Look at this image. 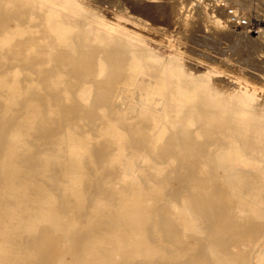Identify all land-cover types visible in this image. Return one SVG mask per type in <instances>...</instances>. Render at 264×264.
Listing matches in <instances>:
<instances>
[{
	"label": "bare ground",
	"instance_id": "obj_1",
	"mask_svg": "<svg viewBox=\"0 0 264 264\" xmlns=\"http://www.w3.org/2000/svg\"><path fill=\"white\" fill-rule=\"evenodd\" d=\"M92 5L0 0V264H264V61L234 55L255 54L264 32L230 28L251 2L187 0L223 32L222 61L168 36L156 73Z\"/></svg>",
	"mask_w": 264,
	"mask_h": 264
},
{
	"label": "rangeland",
	"instance_id": "obj_2",
	"mask_svg": "<svg viewBox=\"0 0 264 264\" xmlns=\"http://www.w3.org/2000/svg\"><path fill=\"white\" fill-rule=\"evenodd\" d=\"M140 1V2H139ZM252 4L249 10L251 14L248 15V19L244 23H238L236 25V22H234V28L233 26L229 25L231 29H234L235 31L243 30L244 33L253 38L255 36H258L260 34H263L264 32V0H259L260 2V8H258V11L254 12V4L258 2V0H249ZM121 0H86V3L94 7H98V10L102 16H104L108 20L117 21L128 31L132 32V36L139 39L141 44L154 54V56H148L145 60L150 61L153 63V65L149 68L150 71L158 70L159 64L156 63L158 57H162L163 59H166V56L169 54H172L174 49L170 46V43L175 44V47L180 48L181 50H184L187 47H190L189 49L193 48L197 53L198 56L207 54L210 56V58L218 60V64H220V61H222L221 57L217 54V50L211 46L216 44V40L219 38L221 33V29L216 27L214 24L208 20V13L203 12L202 10H193L188 9V7L185 5L187 0H136V2H139V5L137 4V7L131 0H123L122 4ZM91 3V4H89ZM130 3V4H129ZM122 4V5H121ZM112 5V6H111ZM115 5V6H113ZM127 5V7H126ZM131 5V6H130ZM135 5V6H134ZM111 6V7H110ZM132 7H134L132 9ZM138 9H137V8ZM136 8V9H135ZM183 9V10H182ZM186 10V11H185ZM187 12V14H186ZM241 16V14H239ZM232 21H234L231 18V24ZM243 21V20H242ZM250 22V23H249ZM240 24H243L242 27ZM251 26H250V25ZM257 25V26H256ZM241 27V29H239ZM259 29H263V31L259 34ZM247 28V30H246ZM259 28V29H258ZM256 31V32H254ZM258 33V34H257ZM172 39V42L168 43L165 41V37H168ZM193 36L200 38L201 40H193ZM262 37V44L260 42L258 47L260 50H258L255 54L249 55V47L247 45L241 46L240 48L235 49V58L240 55H248L246 60H256L264 61V56L262 52H264V36ZM204 38H207L206 40ZM221 39V38H219ZM222 41V40H221ZM222 47V44H219ZM225 45H229V43H225ZM243 45V44H242ZM208 47V48H207ZM228 47V46H227ZM248 47V48H247ZM263 48V49H262ZM262 49V50H261ZM248 50V51H247ZM237 51V53H236ZM239 54V55H238ZM250 58L252 59H249ZM255 56V59L253 58ZM237 57V58H238ZM186 59L180 60L182 63V66L187 70L188 73H193L194 76L197 77L198 80H201L204 78V67L205 62L204 60L199 59L198 57H185ZM238 65L235 64V67ZM249 75L253 80H255V75L257 71L250 70L248 68ZM253 71V72H252ZM255 72V73H254ZM254 76V77H253ZM139 78H143V82L148 80H156L155 75L152 77L148 76H139ZM264 78V77H262ZM213 80L217 82L224 83L226 78L224 76L220 75H214ZM66 83H72L73 80L67 79L65 80ZM125 83L129 82L125 80ZM236 87L233 86L232 89H235ZM141 91L132 88V89H125L122 93V96H126L127 100H131L132 103H134V100L139 96V93ZM179 92H182L179 90ZM149 101L153 104V106L156 108L155 111L158 112V116L160 119H164L166 116L164 113L160 112V109H158V105L156 104V99L159 98L156 94H149ZM136 111L132 110L128 112V116L130 119L133 120L132 126H130L131 129L136 131H141L145 129V126L139 122L134 121L136 118ZM140 124V125H138ZM129 128L123 127L122 129V135L125 136L128 134ZM177 131V130H173ZM182 141V140H178ZM183 145V144H178ZM208 156L203 157L202 159H207ZM201 190L200 186H196L193 188V192ZM197 256L193 258V260H196Z\"/></svg>",
	"mask_w": 264,
	"mask_h": 264
}]
</instances>
